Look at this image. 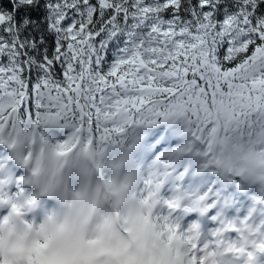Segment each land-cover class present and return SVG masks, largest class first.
Wrapping results in <instances>:
<instances>
[{
	"label": "snow or ice",
	"instance_id": "1",
	"mask_svg": "<svg viewBox=\"0 0 264 264\" xmlns=\"http://www.w3.org/2000/svg\"><path fill=\"white\" fill-rule=\"evenodd\" d=\"M0 207V264H264V0H0Z\"/></svg>",
	"mask_w": 264,
	"mask_h": 264
},
{
	"label": "clouds",
	"instance_id": "2",
	"mask_svg": "<svg viewBox=\"0 0 264 264\" xmlns=\"http://www.w3.org/2000/svg\"><path fill=\"white\" fill-rule=\"evenodd\" d=\"M29 140H30V137H29ZM42 146L44 147V154H43V156L41 157L42 165H43V168H44L45 170H47V169H49V168H51V167L54 166V162H53V158H52V156H51L50 150L48 149V147H47L46 145H41L39 142H37V143L34 144V145H31L32 150H33V152H34L35 155H39V154H40V149H41ZM27 148H28V144H25V145L23 146V150H24V151H27ZM12 151L15 153V152L17 151V148L14 147ZM21 171H24V174H25L26 176H31L30 171H25V170H23V169H21ZM33 179H35V178H33ZM71 183H72L73 185H75V184L78 183V181L75 180V179H73V180L71 181ZM252 186H253V187H257L256 184H253ZM29 187H30L33 191H36V188H35V185H34V184H30ZM257 190H259L258 187H257ZM46 198H47V201L45 202V203H46V207H44L43 210L41 211V213H40V218H42V216H43V211H51V210H53V209H59V207H60V206H59V202H58L55 198H50V197H46ZM3 210H4L3 207H0V211H3ZM7 214L10 216L11 220H13V221H16V220H17V218L14 216V214H11L10 212L7 213ZM28 215L31 216L32 214L29 213ZM0 223H3V219H2V218H0ZM19 226H20V225H19V223H18V221H17V227H19Z\"/></svg>",
	"mask_w": 264,
	"mask_h": 264
},
{
	"label": "bare ground",
	"instance_id": "3",
	"mask_svg": "<svg viewBox=\"0 0 264 264\" xmlns=\"http://www.w3.org/2000/svg\"><path fill=\"white\" fill-rule=\"evenodd\" d=\"M33 190H29V192H32Z\"/></svg>",
	"mask_w": 264,
	"mask_h": 264
}]
</instances>
